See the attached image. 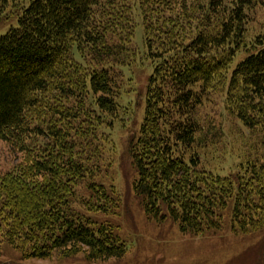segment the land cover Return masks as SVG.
<instances>
[{
  "label": "trees",
  "instance_id": "16d2710c",
  "mask_svg": "<svg viewBox=\"0 0 264 264\" xmlns=\"http://www.w3.org/2000/svg\"><path fill=\"white\" fill-rule=\"evenodd\" d=\"M259 12L264 0H0V22L17 23L0 36V140L21 155L0 176V250L24 260L126 255L112 226L88 213L117 208L97 178L102 130L137 56L136 16L152 72L128 153L145 213L196 236L220 230L228 210L233 228L264 229V162L222 175L198 150V109L216 90L243 126L264 131V27L250 33Z\"/></svg>",
  "mask_w": 264,
  "mask_h": 264
},
{
  "label": "rangeland",
  "instance_id": "374dc122",
  "mask_svg": "<svg viewBox=\"0 0 264 264\" xmlns=\"http://www.w3.org/2000/svg\"><path fill=\"white\" fill-rule=\"evenodd\" d=\"M263 16L264 13L259 12L250 33L264 27ZM136 21L134 45L137 56L130 68L123 69L121 108L116 121L102 130L107 140L102 142L104 161L97 178L109 191L115 192L117 208L111 215L88 213L92 219L112 226L127 246L126 255L121 259L95 262H89L84 253L70 258L54 254L46 260H24L17 250L4 244L0 250V264H264V229L243 233L239 228H233L229 210L220 230L196 236L182 233L178 224L171 220L156 222L145 213L137 198L133 190L137 175L128 147L143 119L152 63L145 53L142 20L136 16ZM11 25L17 23L1 21L0 36L6 34ZM198 113L205 133V143L198 147L204 168L231 175L237 173L239 165L246 164L248 159L264 162V131L252 132L243 126L227 109L223 90L213 91ZM20 160L21 155L0 140V176ZM81 194L87 195L84 190Z\"/></svg>",
  "mask_w": 264,
  "mask_h": 264
}]
</instances>
